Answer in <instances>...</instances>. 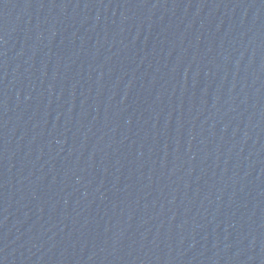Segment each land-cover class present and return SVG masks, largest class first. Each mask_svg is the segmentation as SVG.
I'll return each mask as SVG.
<instances>
[{
  "label": "water",
  "instance_id": "95a60500",
  "mask_svg": "<svg viewBox=\"0 0 264 264\" xmlns=\"http://www.w3.org/2000/svg\"><path fill=\"white\" fill-rule=\"evenodd\" d=\"M0 264H264V0H0Z\"/></svg>",
  "mask_w": 264,
  "mask_h": 264
}]
</instances>
